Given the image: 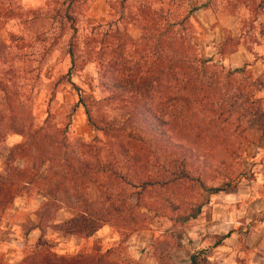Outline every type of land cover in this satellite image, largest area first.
Instances as JSON below:
<instances>
[{
  "label": "rangeland",
  "instance_id": "374dc122",
  "mask_svg": "<svg viewBox=\"0 0 264 264\" xmlns=\"http://www.w3.org/2000/svg\"><path fill=\"white\" fill-rule=\"evenodd\" d=\"M205 1L0 0V173L7 147L22 139L12 129H35L46 114L51 127H62L77 97L99 129L86 120L82 106L76 107L66 132V157L87 149L90 156L105 158L117 138L127 147L148 145L155 151L157 158L148 162L151 174L162 170L161 164L173 166L172 157L162 154L163 145L138 128L139 117L126 115L122 101L127 95L106 99L111 93L105 84L125 82L111 62L116 68L144 67L151 79L153 68L174 61L205 94L189 103L191 95L182 91L180 101L163 104L155 102L175 91L147 94L153 112L168 122V136L195 152L190 177L146 194L142 200L154 210L132 208L129 217L105 223L90 237L46 230L42 239L56 256L101 255L99 264H156L154 253L162 252L178 264L199 239L208 242L213 235L241 231V221H249L250 231L264 232V148L251 122V112L264 109V0H207L201 7ZM95 136L99 141L93 142ZM90 159L84 163L91 174L82 176L95 178L92 185L71 183L63 189L39 181L0 204V264H29L25 259L39 231L25 235L23 224L37 221L43 203L53 202L44 208V222L96 207L80 200L105 181ZM75 161L69 160L72 168ZM119 170L131 177L124 167ZM228 178L237 179L235 187L215 194L207 195L200 185L213 187ZM197 208L194 218L179 220ZM231 221L233 228L227 225Z\"/></svg>",
  "mask_w": 264,
  "mask_h": 264
},
{
  "label": "trees",
  "instance_id": "16d2710c",
  "mask_svg": "<svg viewBox=\"0 0 264 264\" xmlns=\"http://www.w3.org/2000/svg\"><path fill=\"white\" fill-rule=\"evenodd\" d=\"M207 1V0H206ZM206 1L203 2L201 7L206 6ZM69 3L72 0H68ZM72 54V51H69ZM97 57L99 56L98 53ZM139 55H142L141 53ZM111 61H115L112 58ZM174 62V61H173ZM171 62L167 67L153 68L156 72L150 79L146 76L148 71L144 67L135 66H119L114 67L111 62L113 72H119L120 75L125 77V82L113 80L108 82L106 89L111 96L107 100H112V95L115 93L127 95L124 98V108L128 117L138 116V128L150 137H153L158 143L163 145L162 154L170 156L173 166L166 168L164 165H159L160 170L157 174H151L148 169V162L150 158H157L155 151L150 150V146L146 145L137 149L130 148L124 145L117 138H113L115 150L106 148V157L99 158V156H90L87 149L81 150L66 157L65 144L67 142L66 132L70 123V116L73 114L76 107L79 105L83 107L86 120L98 130L96 123L90 118L88 106L84 100L77 97V101L72 103L69 107V113L66 122L62 127L53 128L49 122V115L46 114L42 122L35 129H30L29 126L19 125L17 128L12 129L14 133L21 136L19 142L13 143L7 147L3 156V173H0V204L5 206L12 198L20 192H26L30 185L40 182H47L49 186H57L65 188V185L75 184L76 187H82L84 183L92 185L96 179L93 177H85L84 172L91 174V170H87L88 163H84L85 159L91 157L93 162L92 168L103 175L105 181L103 187L100 188L97 183L95 192L88 198L82 196V203L86 205L96 206L89 207V209H77L69 217L61 221L44 222L47 219L44 217V208L48 204L43 203L41 208L43 211L37 214V221L35 223L23 224V232L27 235L31 230L38 229L39 235L34 241L33 245L29 248L27 259L25 262L29 264H99L101 255L93 258L84 256L76 257H63L56 256L55 253L48 251L50 247L42 236L46 230L59 231L69 235H74L81 238H87L101 228L105 223H110L114 219L129 217L128 214L132 208L143 207L146 210H154L152 206L146 204L142 200L153 189L164 188L166 185L177 183L180 180L190 177L188 167L191 165V159L196 158L195 152L190 148L184 146L168 136L164 127L167 123L162 117L157 116L153 112L152 107L147 103V94L149 91L157 89L165 90L170 93L166 96V100L161 102L158 100L156 104H163L165 102L176 103L180 101L182 91H186L191 95V98L186 99L187 102L193 103L194 96H205L202 93V88L195 85L194 77L189 72H186L182 67ZM151 66L149 65V68ZM244 67V65H243ZM243 68H236L235 71H242ZM68 77V74L66 75ZM137 77L136 79H134ZM134 79V80H133ZM69 81V78H67ZM138 96H132V95ZM122 96V95H121ZM123 97V96H122ZM252 125L259 130L260 134L264 132V109H254L251 112ZM112 129V128H111ZM53 130V131H52ZM113 130V129H112ZM127 137L131 138V134L127 132ZM3 134L0 132V139ZM93 142L99 141L95 136ZM79 143V142H78ZM142 144V143H141ZM81 147L86 148L82 143ZM100 148V147H99ZM95 148V150H99ZM73 153V152H72ZM75 159L77 167H71L69 160ZM120 158L123 162H120ZM16 160L20 161V165L15 164ZM87 164V165H86ZM119 166L124 167L131 177H127L119 170ZM41 167H45L43 178L37 180V176ZM198 168V167H197ZM196 168V169H197ZM196 181L198 180L195 178ZM237 183L236 178H228L221 181L218 185L213 187H206L201 184L207 195L215 194L219 191L231 189ZM76 188V189H77ZM78 200L77 190L73 189ZM97 203V204H96ZM98 205V206H97ZM199 212L197 208L193 213L188 212L179 217V220H186L194 218ZM134 213V212H132ZM54 214V213H53ZM52 214V215H53ZM52 218V216H51ZM229 231L222 235H213V246L218 245L222 239L227 237ZM154 259L156 264H174L169 257L168 253L155 252ZM183 264H212L208 256L199 249L192 248L189 252L187 262Z\"/></svg>",
  "mask_w": 264,
  "mask_h": 264
},
{
  "label": "crops",
  "instance_id": "0c3cea01",
  "mask_svg": "<svg viewBox=\"0 0 264 264\" xmlns=\"http://www.w3.org/2000/svg\"><path fill=\"white\" fill-rule=\"evenodd\" d=\"M259 143L264 148V132L261 134ZM227 225L233 228L234 222L231 221ZM250 229L249 221H241V231L231 230L218 245L213 246L212 239L208 242L199 239L193 248L202 250L212 264H264V232L254 228L255 231H250ZM177 250L180 252L184 249ZM188 255L187 251V255L183 254L178 264L187 262Z\"/></svg>",
  "mask_w": 264,
  "mask_h": 264
}]
</instances>
